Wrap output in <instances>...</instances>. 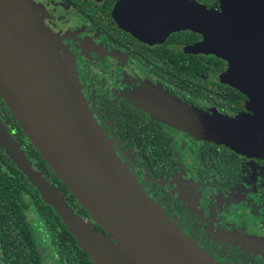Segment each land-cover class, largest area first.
Masks as SVG:
<instances>
[{"label":"water","instance_id":"95a60500","mask_svg":"<svg viewBox=\"0 0 264 264\" xmlns=\"http://www.w3.org/2000/svg\"><path fill=\"white\" fill-rule=\"evenodd\" d=\"M145 1L153 20L169 18L165 33H197L204 39L194 51L228 62L222 79L247 97L248 113L231 117L203 111L158 90L149 111L192 137L264 159V0H217L219 11L196 0H141L142 5ZM59 50L57 36L31 0H0V98L53 175L107 236L70 207L0 117L4 154L93 264H216L120 161Z\"/></svg>","mask_w":264,"mask_h":264},{"label":"flooded vegetation","instance_id":"af4514ba","mask_svg":"<svg viewBox=\"0 0 264 264\" xmlns=\"http://www.w3.org/2000/svg\"><path fill=\"white\" fill-rule=\"evenodd\" d=\"M31 1L57 36L60 58L72 65L93 118L144 193L216 264H264V159L192 137L149 111L158 90L203 111L248 113L247 97L222 79L228 62L194 51L204 39L197 33H165L169 18L153 20L148 1ZM198 2L220 10L217 0ZM1 100L0 117L26 151L27 139ZM37 167L59 187L48 167ZM60 190L76 213L107 236ZM82 257L79 263L45 264H93Z\"/></svg>","mask_w":264,"mask_h":264},{"label":"trees","instance_id":"16d2710c","mask_svg":"<svg viewBox=\"0 0 264 264\" xmlns=\"http://www.w3.org/2000/svg\"><path fill=\"white\" fill-rule=\"evenodd\" d=\"M2 105L5 107L3 102ZM5 109L11 116L9 110ZM13 124L25 138L15 120ZM25 142L26 154L29 158L34 157L35 168H38L37 164L48 167L29 141ZM56 181L62 190H66L60 180ZM33 209L40 218V231L34 230L28 221V212ZM38 245L44 251L42 255ZM82 256L86 257V254L76 246L60 218L40 200L35 188L0 148V264H45L56 259L60 262L79 263L85 261Z\"/></svg>","mask_w":264,"mask_h":264},{"label":"rangeland","instance_id":"374dc122","mask_svg":"<svg viewBox=\"0 0 264 264\" xmlns=\"http://www.w3.org/2000/svg\"><path fill=\"white\" fill-rule=\"evenodd\" d=\"M27 217H28V221L32 225L33 229L36 230V231H40L39 230L40 226L38 224V221H39L40 218L37 216V214H36L34 209L28 212ZM45 261H47V258L45 259ZM49 262H51V260H49Z\"/></svg>","mask_w":264,"mask_h":264}]
</instances>
